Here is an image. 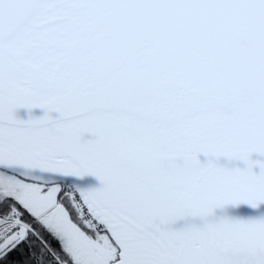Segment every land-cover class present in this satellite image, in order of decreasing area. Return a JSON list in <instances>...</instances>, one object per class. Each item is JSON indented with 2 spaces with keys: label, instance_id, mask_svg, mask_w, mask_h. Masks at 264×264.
<instances>
[{
  "label": "snow or ice",
  "instance_id": "1",
  "mask_svg": "<svg viewBox=\"0 0 264 264\" xmlns=\"http://www.w3.org/2000/svg\"><path fill=\"white\" fill-rule=\"evenodd\" d=\"M0 264H264V0H0Z\"/></svg>",
  "mask_w": 264,
  "mask_h": 264
}]
</instances>
